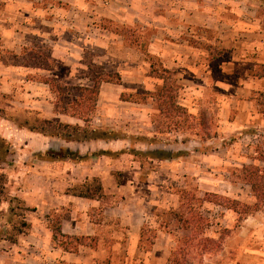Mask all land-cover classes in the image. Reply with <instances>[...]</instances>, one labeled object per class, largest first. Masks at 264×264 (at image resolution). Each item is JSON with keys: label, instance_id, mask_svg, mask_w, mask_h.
Segmentation results:
<instances>
[{"label": "rangeland", "instance_id": "1", "mask_svg": "<svg viewBox=\"0 0 264 264\" xmlns=\"http://www.w3.org/2000/svg\"><path fill=\"white\" fill-rule=\"evenodd\" d=\"M70 1L80 11L69 9L66 0H0V237L17 242L18 231L28 230L21 223L34 212L55 230L68 217V206L44 211L40 201L88 193L98 202L86 218L94 224L89 237L95 241L85 243L95 253L80 254L89 264H168L172 253L170 264H264V126L232 127L235 110L215 84L232 80L219 69L229 55L216 51L209 62L181 61L172 76L166 61L147 53L150 30L103 21L104 11L129 3ZM142 3L147 23L151 3ZM46 17L63 19L62 29L73 27L76 40L85 36L96 48L77 45L82 51H75V61L66 60L54 51L60 31L53 30L46 42L31 31L24 46L10 51V24L23 35V21L48 29ZM167 19L158 30L165 44L172 40ZM191 31L192 49L210 48L212 32L199 42ZM191 70L210 72L213 85L199 94L192 81L181 84L177 73L192 78ZM98 78L108 82L101 84L94 110L88 93L72 101L80 96L77 87H92ZM254 100L256 113L264 114V94ZM152 149L178 155L161 160L134 152ZM65 150L87 158L77 160ZM52 153L63 158L51 159ZM138 228L142 239L133 236ZM60 242L57 236L54 244ZM11 244L0 238V264L38 256Z\"/></svg>", "mask_w": 264, "mask_h": 264}, {"label": "crops", "instance_id": "2", "mask_svg": "<svg viewBox=\"0 0 264 264\" xmlns=\"http://www.w3.org/2000/svg\"><path fill=\"white\" fill-rule=\"evenodd\" d=\"M66 1L71 6L69 9H74L76 12L80 11L73 1ZM124 1L130 5L126 4L115 11H104L103 21L125 27L141 25V30H150L151 36L147 53L156 56L162 61H166L168 71H172L175 74L174 71L180 70L179 63L181 61L189 62L190 58L192 61L200 58V60L209 62L210 58L207 60V57L215 49L226 52L229 55V59L222 62L219 69L222 74L231 76L232 80L231 82L220 80L215 84L222 88L226 94L228 93L227 96L231 102L230 108L235 110L232 127L235 129L244 126L249 127L256 122L258 125L264 126V114L256 113V102L254 100L260 93L264 94V76L257 75L259 70H264V0H150L151 5L149 6L153 16L151 15V18H147V21H150L147 23L144 21L146 17L144 18L143 15V0L142 2L139 0ZM39 9L38 12L43 10V8ZM48 10H43V12L47 13ZM54 10H51V14H54ZM74 11L72 10V12ZM88 13L93 14V12L89 11ZM160 13L166 14V19L169 17L166 20L169 29L167 36H170L172 40L167 41L166 44L162 42L163 36L158 32L160 27L165 26V18L158 16ZM89 20L94 21L95 15L89 17ZM23 22L19 27L24 30L23 35L17 33L14 23L10 24V51L14 53H16L17 44L24 46L27 37L31 36V31L35 32L33 37L37 34L44 42H46L45 38H47L46 35L48 33H52L53 30L60 31V34L53 38L54 51H57L60 56L71 62L75 61V51H82L77 45L82 46V48H86L88 45L92 49L96 48V44L93 45L95 40H88L85 36L76 40V37L73 36V27H70L71 29H62L61 24L67 25L63 19L46 17L43 22L50 24L49 26L51 27H48V29L42 26L32 27L27 21ZM191 30L197 31L196 38H198L199 42H206L205 34L212 32L214 37L209 42L210 48L206 50L203 48H200V50L192 49L189 45V40L192 37ZM177 33L182 34L180 39ZM65 35H68L69 39L64 38ZM73 38L75 42H73ZM175 38L178 39L175 41ZM108 44L107 41L103 44L106 50L104 52L106 59L109 58L108 49L110 45ZM17 49H21V47ZM191 50L194 52L197 50L198 53H194ZM134 51L145 56L141 50L135 49ZM177 76H179L181 84H184V82L189 84V81H192L194 88L200 90V92H197L199 94H201L203 88L206 89L213 85L210 72L191 70L189 76L192 78L179 73H177ZM142 83L146 84L142 81L141 86ZM141 88L143 89L144 86ZM101 90L102 86H100L99 91ZM194 107L196 108L197 106ZM51 115L56 117L52 111ZM59 140L61 141V139ZM51 144H54L52 140L48 142L49 147H51ZM63 146L60 145L59 148ZM64 147L76 151L79 149L68 145ZM52 200L50 204L40 201L39 206L44 211L68 206V217L64 218L61 223L62 234L67 236H94L95 232L92 230L94 224L88 219L86 220V218L87 212L95 206V203H98L97 201L65 193L57 197L53 195ZM109 208L108 210H110ZM35 214L34 212L28 216L26 221L28 230H26V233L20 234L17 242L12 243L11 246L18 249L17 244L19 243L21 248L27 247L31 251L38 253V256H32L28 261H17L14 264H40L45 261L47 264H89L80 254L87 251L95 253V251L83 246L76 253L64 251L54 244L52 230L47 224H42L35 217ZM139 231L140 228L136 230L133 236L139 237ZM100 252L101 250L98 249L97 254H101Z\"/></svg>", "mask_w": 264, "mask_h": 264}, {"label": "trees", "instance_id": "3", "mask_svg": "<svg viewBox=\"0 0 264 264\" xmlns=\"http://www.w3.org/2000/svg\"><path fill=\"white\" fill-rule=\"evenodd\" d=\"M209 48V47H208ZM213 50V49H212ZM217 51V49L213 50V52L215 53ZM221 52H224V51H221ZM219 53V52H218ZM226 53V52H224ZM167 74H171L172 76H174L175 74L172 73V72H169V71H166ZM257 75L258 76H264V71L263 72H260L258 71L257 72ZM99 76V75H98ZM91 81V80H90ZM104 82H108L106 79L104 78H98L97 80H92V87H77L76 88V91L80 92V96L78 97H75L74 99H72L73 102H76L78 101L80 98H83L84 94L88 93L90 94L91 96H93V106H92V110H94L95 106H96V102H97V97H98V94H99V90H100V86L102 83ZM170 98V97H169ZM175 106V105H174ZM177 106V105H176ZM175 106V107H176ZM173 107V106H172ZM177 109H182L181 107L177 106L176 107ZM72 117H75L74 114L71 115ZM78 118V117H77ZM80 119V118H79ZM60 126V125H59ZM64 128H70L68 125H64ZM72 130L74 132H77L78 130V126H75V127H72ZM83 133H85L83 131ZM87 138V137H85ZM93 139H91L90 141L94 140L96 141L97 139H99L98 137H92ZM103 139V138H102ZM103 140H106V139H103ZM76 141L82 143V139H76ZM63 151V150H62ZM136 152L135 154L136 155H141V154H145V156H152L153 158H157V159H173L175 156H177L178 154H173V153H170V152H167V151H160V150H155V149H152V150H148L146 151V153H137V151H134ZM64 154L66 156H69V157H74L76 158L77 160H83L85 158H87V155L85 156H81L79 153H74L72 151H67L65 150L64 151ZM98 155H105V151L103 152H98ZM49 157L51 159H60V158H63V156H60V153H52L49 155ZM254 185H252V189H253ZM76 197H79V198H84V199H90V200H93V197L89 196L88 193H80V194H77L75 195ZM13 200H16L15 198ZM27 210V209H26ZM21 227L23 229H26L28 228V224L23 221L21 223ZM23 231L22 230H19L18 231V235L22 234ZM142 234V233H141ZM140 234V239H142V235ZM4 235L2 234L1 235V240H7V241H10L11 243H15L16 240L13 239V238H9V237H3ZM58 236V239L61 240V244L62 246H60V248H62L64 251L66 252H71V253H76L78 251V249L83 246V247H90V245H88L87 243H85V241H90V242H93L95 241L94 238H91V237H88V236H67V235H64L62 234L61 232V222H58V227H56L55 230H52V239L53 241L56 239V237ZM92 248V247H90ZM94 248V247H93ZM175 255L172 253V256ZM171 256V257H172ZM171 257L169 258V263L170 264L171 262Z\"/></svg>", "mask_w": 264, "mask_h": 264}]
</instances>
